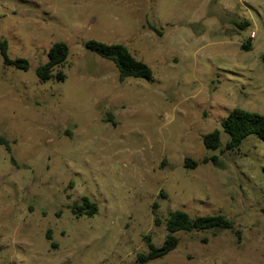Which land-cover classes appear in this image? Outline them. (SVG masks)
<instances>
[{
	"label": "rangeland",
	"instance_id": "rangeland-1",
	"mask_svg": "<svg viewBox=\"0 0 264 264\" xmlns=\"http://www.w3.org/2000/svg\"><path fill=\"white\" fill-rule=\"evenodd\" d=\"M0 36L30 63L0 52V264H141L175 210L235 230L179 231L145 264H264V141L227 150L221 125L264 114V0H0ZM89 41L124 45L152 77L121 82ZM60 42L65 79L42 81ZM84 197L98 212L77 217Z\"/></svg>",
	"mask_w": 264,
	"mask_h": 264
},
{
	"label": "trees",
	"instance_id": "trees-1",
	"mask_svg": "<svg viewBox=\"0 0 264 264\" xmlns=\"http://www.w3.org/2000/svg\"><path fill=\"white\" fill-rule=\"evenodd\" d=\"M86 48L97 53L99 56L111 60L115 63L119 71V79L121 82L128 78H151L152 70L144 62L135 58L129 50L121 44H106L98 41H89ZM244 49L250 50V45H244ZM0 52L4 57L6 65H14L19 69L28 70L30 63L24 58L11 59L8 55V42L0 36ZM49 60L37 69V75L42 81L51 78L64 80L65 74L62 70H57L65 64L69 57V46L60 42L54 44L49 50ZM264 61V56H263ZM57 71V73H54ZM223 130L229 135L226 143L227 150H235L240 147L243 140L250 136L256 135L264 141V114L250 112L241 108L232 110L228 117L222 122ZM0 144L4 145L10 152L11 147L9 141L0 136ZM206 148L217 150L222 145L221 133L219 130L211 132L204 137ZM217 163L216 157L210 159ZM205 162H209L208 159ZM187 167H194L197 164L191 159L185 160ZM73 214L80 217L84 214L93 216L98 212L97 203L91 201L88 197H84L80 202H75L71 206ZM166 227L168 235L161 246H157L151 241V237H146V243L149 248L147 254H140L137 257V263L145 264L153 259L164 257L179 245V238L175 235L179 231L200 232L213 230H235V222L228 219L225 215H205L192 219L191 216L182 210L170 212L166 219ZM239 233V231H237ZM50 237V234H49Z\"/></svg>",
	"mask_w": 264,
	"mask_h": 264
},
{
	"label": "built area",
	"instance_id": "built-area-1",
	"mask_svg": "<svg viewBox=\"0 0 264 264\" xmlns=\"http://www.w3.org/2000/svg\"><path fill=\"white\" fill-rule=\"evenodd\" d=\"M252 36H254V33L252 34Z\"/></svg>",
	"mask_w": 264,
	"mask_h": 264
}]
</instances>
